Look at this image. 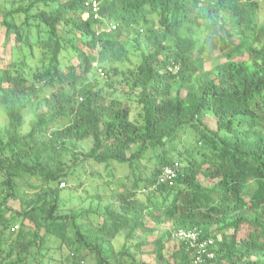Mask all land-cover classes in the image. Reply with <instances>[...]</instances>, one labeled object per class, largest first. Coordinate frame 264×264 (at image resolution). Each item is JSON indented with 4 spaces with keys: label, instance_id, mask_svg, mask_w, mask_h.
Segmentation results:
<instances>
[{
    "label": "trees",
    "instance_id": "1",
    "mask_svg": "<svg viewBox=\"0 0 264 264\" xmlns=\"http://www.w3.org/2000/svg\"><path fill=\"white\" fill-rule=\"evenodd\" d=\"M97 1L95 17L88 0H0L8 55L0 57L8 120L0 132V264H43L51 249L60 264H195L185 241L168 250L181 229L214 240L215 257L199 264H264V0ZM140 25L151 44L136 68L121 71V30L140 34ZM67 54L82 60L67 65ZM93 70L104 73L108 94L89 78ZM122 85L138 91L140 121L114 98ZM181 133L195 144L171 156ZM85 142L91 147L81 151ZM89 162L114 185L109 203L101 206L97 184L88 208L62 212L74 197L61 185L83 187ZM138 163L131 185L116 179L115 164ZM175 163L172 184L159 183Z\"/></svg>",
    "mask_w": 264,
    "mask_h": 264
},
{
    "label": "rangeland",
    "instance_id": "2",
    "mask_svg": "<svg viewBox=\"0 0 264 264\" xmlns=\"http://www.w3.org/2000/svg\"><path fill=\"white\" fill-rule=\"evenodd\" d=\"M212 1L214 0H202V6L206 7L208 6ZM151 20H154V22H157L158 19L155 16H150L149 17ZM86 19V17H84ZM257 23H258V28L263 30L262 34L257 33V36H260L262 38V43L257 46H259V49H264V4L261 3L260 5V10L258 11V17H257ZM115 25V24H114ZM141 25L138 27V31H140ZM153 29L156 30L157 26H153ZM142 33L136 34L133 31L127 32L125 30H121L120 34V42L125 46L127 49V61L124 63H118L115 66H118L121 71H129L133 70L136 68L138 65L141 56L143 55L144 52H146V47L148 44H151L150 40L148 39V33L142 29ZM141 32V31H140ZM4 32L3 29L0 27V57L1 58H7L8 55L5 52V48L3 45L4 41ZM64 58V57H63ZM82 60V58L78 59L74 54H67L66 57L64 58V62L68 65L69 62L73 63H79ZM211 67L210 65L207 67ZM96 77L99 80V88L102 89L103 93L106 95L108 94V88L105 83V81L102 79L103 77L101 75H96L94 70L89 74V78ZM105 78V77H104ZM117 88V92L114 95V98L119 99L123 102H127L128 105L131 107V115L130 118L133 121H140V113L142 111V107L137 103L136 96L138 94V91H132V89L129 86L122 85V86H115ZM33 118V114L31 111H27L26 114V126L23 130V132H26L29 129V122ZM8 120L4 112L0 109V132L3 133L5 128L7 127ZM195 144V139L193 136H191L188 133H181L178 139L175 141V150L174 152L171 153V156L179 154V153H184L187 147L190 145ZM91 145L88 142L82 143L79 145V149L81 151H87ZM66 160L69 161L70 157L67 156ZM139 166H136V168H130L128 166H121V165H114L113 168V173L116 176V179H121V178H128V182L131 185L132 180L134 178H137L141 163H138ZM139 167V168H138ZM87 169L88 172L86 173H80L79 178L80 181L83 183V187L79 188L78 186V181L75 179H72L70 183H66L65 186H61V188L64 190L63 195L67 194L68 192L71 193L74 197L73 201L67 202L65 206L62 208V212L68 211L71 207L73 208H88L90 206L91 199L88 197V194L90 193H95L99 191L103 195V202L101 206H105L106 204L109 203V195L111 192V189L114 188V185L109 187L106 185V182L109 181L110 177L108 176V173L104 170V167L102 165L89 162L87 164ZM91 173L96 174L95 178L91 175ZM201 181L204 182V180L201 178ZM32 183L38 184L39 182H36L35 180L31 181ZM97 184H99L100 189L96 191V188L98 187ZM142 186L143 183L141 182L139 184V198L142 200H145L144 194L142 192ZM23 191L27 192L29 195L33 194L35 192L34 189L29 188L28 186H25L23 188ZM9 205L14 208V209H19L20 208V202L19 201H10ZM167 228H164L163 231H165ZM161 235L159 234H154L151 235L150 240H153L156 238V236ZM239 235V238L244 237V232L242 231ZM52 244L48 245L51 246ZM122 245V240L118 239L114 243V250L118 251L119 247ZM178 244L173 240L172 238L168 239V250L173 251L174 248ZM47 255L43 257V264H60L61 262V253L55 252L53 249L50 251L46 252ZM144 260L146 261H151V258L149 256H144Z\"/></svg>",
    "mask_w": 264,
    "mask_h": 264
},
{
    "label": "built area",
    "instance_id": "3",
    "mask_svg": "<svg viewBox=\"0 0 264 264\" xmlns=\"http://www.w3.org/2000/svg\"><path fill=\"white\" fill-rule=\"evenodd\" d=\"M87 3L90 8V12L95 14V17H97L99 11V2L97 0H88ZM88 16L89 14L85 15L86 18ZM112 29H115V27H111L109 30ZM96 65L97 64L95 63L94 66ZM99 73L102 76L104 75L101 70H99ZM178 167V163H175L174 166H166L159 177V183L172 184V181L178 171ZM61 186H64V184ZM173 238L177 241H185L190 249H194L198 253L195 264L202 263V256H206L209 259H213L215 257L214 252L210 250L214 244V241L212 239H202L198 231H186L182 229L177 230L173 233Z\"/></svg>",
    "mask_w": 264,
    "mask_h": 264
},
{
    "label": "clouds",
    "instance_id": "4",
    "mask_svg": "<svg viewBox=\"0 0 264 264\" xmlns=\"http://www.w3.org/2000/svg\"><path fill=\"white\" fill-rule=\"evenodd\" d=\"M84 17H85V16H84ZM87 18H88V17H87ZM112 27H115V26H112ZM94 64H95V63H94ZM174 232H175V231H174ZM174 232H173V233H174ZM173 233H172V236H171V237H172L173 240L177 241L176 239L173 238ZM220 239H221V237H220ZM213 241H214V240H213Z\"/></svg>",
    "mask_w": 264,
    "mask_h": 264
}]
</instances>
